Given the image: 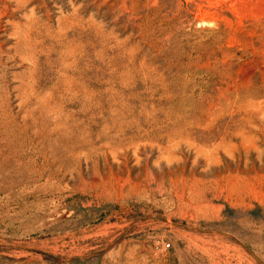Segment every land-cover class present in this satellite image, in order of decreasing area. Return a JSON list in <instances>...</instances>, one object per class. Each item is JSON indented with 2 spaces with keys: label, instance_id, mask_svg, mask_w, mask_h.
Returning <instances> with one entry per match:
<instances>
[{
  "label": "rangeland",
  "instance_id": "374dc122",
  "mask_svg": "<svg viewBox=\"0 0 264 264\" xmlns=\"http://www.w3.org/2000/svg\"><path fill=\"white\" fill-rule=\"evenodd\" d=\"M0 264H264V0H0Z\"/></svg>",
  "mask_w": 264,
  "mask_h": 264
}]
</instances>
